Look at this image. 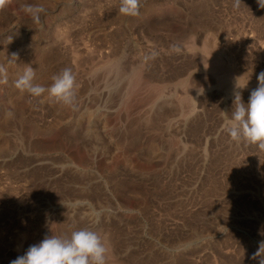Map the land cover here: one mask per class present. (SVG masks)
Here are the masks:
<instances>
[{
  "label": "rangeland",
  "instance_id": "obj_1",
  "mask_svg": "<svg viewBox=\"0 0 264 264\" xmlns=\"http://www.w3.org/2000/svg\"><path fill=\"white\" fill-rule=\"evenodd\" d=\"M37 4L40 24L23 11ZM119 6L0 10V264L82 228L101 235L107 264H264V150L224 127L234 94L247 103L264 71V7ZM28 65L46 87L71 68L72 103L16 89Z\"/></svg>",
  "mask_w": 264,
  "mask_h": 264
},
{
  "label": "clouds",
  "instance_id": "obj_2",
  "mask_svg": "<svg viewBox=\"0 0 264 264\" xmlns=\"http://www.w3.org/2000/svg\"><path fill=\"white\" fill-rule=\"evenodd\" d=\"M6 3L7 0H0V10L6 6ZM258 3L264 7V0H258ZM119 5V12L125 16L135 17L140 14L141 0H119ZM23 11L34 24H40L41 15L46 13L42 4L25 5ZM12 57L18 59L15 53ZM35 78V70L28 65L18 73L14 86L21 93L26 92L33 97L39 98L46 93L49 99L65 105L72 103L76 77L71 68H65L61 73L54 75L51 85L47 87L36 83ZM257 81L258 86L251 91L247 103L243 102L239 92L234 94L233 111L225 121L224 127L232 141L254 144L260 150H264V71L258 74ZM7 82V69L0 65V84ZM246 86L247 83L242 88ZM12 116V112L6 113L7 118ZM107 252L108 248L101 235L90 228H82L73 231L70 237L46 236L10 264H107ZM260 254H264V242H261L254 258Z\"/></svg>",
  "mask_w": 264,
  "mask_h": 264
}]
</instances>
